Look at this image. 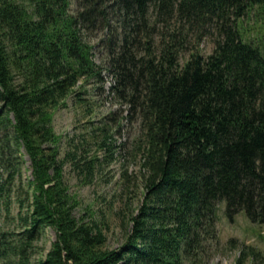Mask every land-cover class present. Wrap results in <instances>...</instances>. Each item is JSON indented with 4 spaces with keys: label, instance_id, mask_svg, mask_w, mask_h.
Segmentation results:
<instances>
[{
    "label": "trees",
    "instance_id": "16d2710c",
    "mask_svg": "<svg viewBox=\"0 0 264 264\" xmlns=\"http://www.w3.org/2000/svg\"><path fill=\"white\" fill-rule=\"evenodd\" d=\"M256 5L264 0H0V167L14 180L25 148L34 177L24 231L5 251L21 261L50 228L40 264H203L220 242L219 203L231 220L244 211L264 226V54L239 24ZM104 71L109 95L141 124L143 202L118 249L74 216L64 166L88 177L97 159L79 160L73 139L61 159L53 125L70 97L94 113L87 86L103 89ZM112 129H93L101 148ZM245 257L264 264L253 248Z\"/></svg>",
    "mask_w": 264,
    "mask_h": 264
},
{
    "label": "rangeland",
    "instance_id": "374dc122",
    "mask_svg": "<svg viewBox=\"0 0 264 264\" xmlns=\"http://www.w3.org/2000/svg\"><path fill=\"white\" fill-rule=\"evenodd\" d=\"M239 22L242 40L251 42L264 54V5H256ZM211 37L206 36L201 41L200 48L205 55L213 51L214 42ZM89 41L95 43L94 40ZM103 56V50L97 46L94 50L96 62L102 63ZM103 75V89L92 82L87 86L89 92L86 97L95 103L94 113L86 116L70 97L68 107L54 112L53 125L56 133L61 136V159L70 148L68 143L71 139L78 145L79 160L86 162L97 159L94 172L88 177L82 169L74 168L70 162L64 166V181L68 192L77 201L74 216L79 221L92 224L96 229L100 228L106 237V247L118 249L125 243L132 227L131 218L138 213L143 202V177L137 153L141 124L137 116L129 118L127 106L121 105L117 98L109 95L113 78L105 71ZM106 123L113 126L112 135L108 138L109 145L101 148L99 143H103V138L100 136L99 141L93 137V129L103 127ZM18 157L16 164L19 173L14 180H9V171L0 167V264H40L56 240L54 230L47 228L21 261L10 249L5 251L8 244H3L18 243L24 231L20 217L27 213V200L32 199L33 169L25 148L20 149ZM21 200L25 202L24 209L20 207ZM217 221L220 242L212 247L203 264H263L258 259L242 257L243 251L249 253L250 248L264 253L261 238L264 226L252 223L244 211L231 220L226 213L225 201L218 204ZM2 253H5L4 257Z\"/></svg>",
    "mask_w": 264,
    "mask_h": 264
}]
</instances>
